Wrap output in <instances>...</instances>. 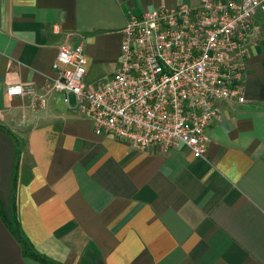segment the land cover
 <instances>
[{
  "label": "crops",
  "instance_id": "1",
  "mask_svg": "<svg viewBox=\"0 0 264 264\" xmlns=\"http://www.w3.org/2000/svg\"><path fill=\"white\" fill-rule=\"evenodd\" d=\"M194 3L0 0V264H44L8 229L13 212L58 264H264V12L247 39L245 102L221 107L204 159L97 135L52 86L61 46L83 48L94 85L117 69L129 14ZM17 84L27 94L8 99Z\"/></svg>",
  "mask_w": 264,
  "mask_h": 264
},
{
  "label": "built area",
  "instance_id": "2",
  "mask_svg": "<svg viewBox=\"0 0 264 264\" xmlns=\"http://www.w3.org/2000/svg\"><path fill=\"white\" fill-rule=\"evenodd\" d=\"M264 0H196L175 8L129 14L121 32L118 66L94 85L85 81L81 46L63 45L52 63V86L97 135L137 150L185 145L204 159L211 127L224 104L245 102L247 39ZM20 84L8 99L24 96Z\"/></svg>",
  "mask_w": 264,
  "mask_h": 264
},
{
  "label": "trees",
  "instance_id": "3",
  "mask_svg": "<svg viewBox=\"0 0 264 264\" xmlns=\"http://www.w3.org/2000/svg\"><path fill=\"white\" fill-rule=\"evenodd\" d=\"M19 153H20V148L16 144V164L19 159ZM15 174H16V166L14 167V178H13L12 193H11L12 207L14 206L15 192H16ZM7 226H8V229L15 236L17 241L20 243L22 247V252L25 256L35 258L36 260H39L44 264H58V263L52 262L51 260L46 259L45 257L37 255L33 251L31 245L28 243L26 238L23 236V234L19 230V225L16 220L15 212H13L11 221L7 223Z\"/></svg>",
  "mask_w": 264,
  "mask_h": 264
},
{
  "label": "rangeland",
  "instance_id": "4",
  "mask_svg": "<svg viewBox=\"0 0 264 264\" xmlns=\"http://www.w3.org/2000/svg\"><path fill=\"white\" fill-rule=\"evenodd\" d=\"M105 67L107 68L108 66H105ZM113 68H114V66L112 65V66L110 67L111 71L113 70ZM98 71L101 72V69H99ZM105 71H108V69H105ZM97 73H99V72H97Z\"/></svg>",
  "mask_w": 264,
  "mask_h": 264
}]
</instances>
